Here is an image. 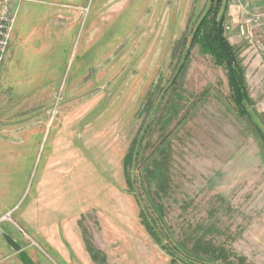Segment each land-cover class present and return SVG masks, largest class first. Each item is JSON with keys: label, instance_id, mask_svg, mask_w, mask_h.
I'll list each match as a JSON object with an SVG mask.
<instances>
[{"label": "rangeland", "instance_id": "1", "mask_svg": "<svg viewBox=\"0 0 264 264\" xmlns=\"http://www.w3.org/2000/svg\"><path fill=\"white\" fill-rule=\"evenodd\" d=\"M223 1L217 30L229 3L222 36L244 70L247 114L226 63L194 42L214 0L14 3L0 264H23L3 232L35 264H185L142 207L176 257L264 264V0Z\"/></svg>", "mask_w": 264, "mask_h": 264}, {"label": "trees", "instance_id": "2", "mask_svg": "<svg viewBox=\"0 0 264 264\" xmlns=\"http://www.w3.org/2000/svg\"><path fill=\"white\" fill-rule=\"evenodd\" d=\"M214 8H212L209 12L208 19L205 18V25L201 26L196 34L195 43L199 44L201 46V49L206 54L213 55L219 63H226L227 70H228V77H229V85L231 88V91L233 92L234 101L237 103L240 111L243 114H247L245 108L243 107V100L248 98L246 84H245V74L244 70L240 67V64L238 63L235 52L233 47L229 44L227 40L224 39V43L227 46L228 50L234 57V64L231 63V61L228 58V55L226 51L224 50L223 46L221 45V42L219 40L218 31L217 30V19L220 12V9L222 8V4L224 3L223 0H214ZM130 165H133L134 162L133 159L129 160ZM134 195L137 196L136 198L139 199L141 202L142 194L134 192ZM141 195V196H140ZM142 206V204L140 203ZM141 214L144 217V221L147 224L148 231H150L153 235V237L158 241V243L162 246L164 250H166L170 256L172 257L173 263L176 262L175 259H179L185 264H192L188 262L187 260H184L183 258L176 257V253L172 246L168 245V243L165 241V238L157 233L158 230H156V226L151 224V222L147 221V215L145 212V209L141 208ZM149 220V219H148ZM153 223V221H152Z\"/></svg>", "mask_w": 264, "mask_h": 264}, {"label": "built area", "instance_id": "3", "mask_svg": "<svg viewBox=\"0 0 264 264\" xmlns=\"http://www.w3.org/2000/svg\"><path fill=\"white\" fill-rule=\"evenodd\" d=\"M22 0H0V74L6 61L13 31L16 25L18 8L14 3Z\"/></svg>", "mask_w": 264, "mask_h": 264}, {"label": "water", "instance_id": "4", "mask_svg": "<svg viewBox=\"0 0 264 264\" xmlns=\"http://www.w3.org/2000/svg\"><path fill=\"white\" fill-rule=\"evenodd\" d=\"M228 1L229 0H227V3H228ZM228 4L225 5V8H224V10L222 12V15H221V18H220V21H219V26H218V30H219L218 34H219L220 41H221L225 51L228 53V56L232 60V57H231L230 53L228 52V49L226 48V46L224 44L223 36H222V24H223V21H224V18H225V14H226V11H227ZM2 236L4 237V240L9 245L11 250H13L16 254H18L21 263H23V264H35V262H33L34 260L23 249V247L17 241V239L11 237L9 234H7L5 232L2 233Z\"/></svg>", "mask_w": 264, "mask_h": 264}, {"label": "crops", "instance_id": "5", "mask_svg": "<svg viewBox=\"0 0 264 264\" xmlns=\"http://www.w3.org/2000/svg\"><path fill=\"white\" fill-rule=\"evenodd\" d=\"M26 99V97L24 98ZM25 118V117H24ZM21 130H19V132L17 133V136H16V139H18L17 143H20V142H24L23 139H25L27 137V134H26V131L25 129L28 127V124H27V118L25 119H22L21 121ZM28 130V129H27ZM15 139V138H14ZM14 144V143H13ZM83 245V244H82Z\"/></svg>", "mask_w": 264, "mask_h": 264}]
</instances>
